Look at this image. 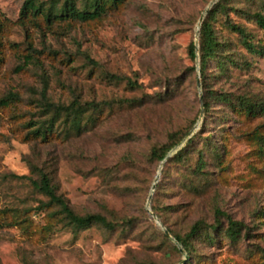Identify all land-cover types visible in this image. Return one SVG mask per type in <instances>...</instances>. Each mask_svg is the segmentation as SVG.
I'll use <instances>...</instances> for the list:
<instances>
[{
  "label": "rangeland",
  "instance_id": "1",
  "mask_svg": "<svg viewBox=\"0 0 264 264\" xmlns=\"http://www.w3.org/2000/svg\"><path fill=\"white\" fill-rule=\"evenodd\" d=\"M211 1L124 0L95 21L48 25L42 16L21 22L24 0H0V100L7 102L0 104V264H187L188 254L162 237L147 201L160 166L149 159L150 149L164 144L170 133L187 132L186 139L191 131L190 137L199 133L215 141L225 170L206 155L212 182L197 194L182 181L185 170L168 167L166 178L160 172L150 210L156 206L160 223L182 235L198 220L213 223L218 208L243 222L249 233L243 230L235 245L197 243L201 261L264 264L258 253L264 250V172L252 141L243 136L264 118L220 120L217 104L207 118L200 107L203 88L187 55ZM255 3L232 4L253 11ZM50 5L51 0L37 2L43 16ZM61 5L60 0L54 11ZM230 18L264 42V32L252 21ZM217 28L237 57L252 65L210 78V87L216 93L264 97V57H250L233 34ZM42 94L55 105L99 103L101 111L80 134L66 137L58 126L42 142L28 125L48 116L41 108ZM194 146L202 147L200 138ZM190 156L192 164L196 155ZM31 166L49 175L76 214L97 213L133 225L112 232L97 225L74 231L53 219L57 212L38 210L45 199L20 178H37Z\"/></svg>",
  "mask_w": 264,
  "mask_h": 264
},
{
  "label": "trees",
  "instance_id": "2",
  "mask_svg": "<svg viewBox=\"0 0 264 264\" xmlns=\"http://www.w3.org/2000/svg\"><path fill=\"white\" fill-rule=\"evenodd\" d=\"M60 0H51L50 9L47 10L45 16L37 6L38 0H24L19 13L21 22L29 20V16H42L48 25L56 21H74L85 23L100 19L110 6H117L124 0H61V7L54 11L56 4ZM233 1L240 0H218L207 12L201 22L198 35V51H199V76L200 84L203 88V106L205 116H211L212 104L221 107L219 119H234L239 122L254 120L256 118H264V97L250 94H235L228 92L216 93L208 82L210 78H220L226 76L233 68L248 69L252 65V61L241 60L232 48L231 42L219 37L217 25H221L227 32L236 37V43L241 46L250 57H264V42L260 39L256 40L245 27L239 23H235L230 18V14L239 15L252 21L261 31L264 32V0H245L249 3L257 1L254 4L253 11L251 9L237 7ZM187 55L193 63L192 70H195V46L190 42L187 46ZM28 60L24 63L26 64ZM89 65H95L89 61ZM134 86L136 85L133 82ZM41 108L47 118L42 122L28 124L31 126V134L35 139L42 142H48L54 134L58 126L62 127L66 137L69 135H78L88 125L96 119L95 115L101 111L102 105L94 102H80L74 100L67 106L55 105L49 102L45 94L41 95ZM6 100H0V104H6ZM186 133L179 132L170 133L167 141L162 145H155L150 149L149 159L155 162H161L165 155L174 147L179 145L186 137ZM243 136L254 145L253 152L260 157L261 168L264 170V121L259 123L251 131L243 133ZM200 138L201 148H195L194 140ZM223 140L217 141L219 145H223ZM196 155L194 162L191 164L190 155ZM206 155L215 163L220 170L224 171L222 153L215 145V141H211V137L202 138L199 133L190 137L185 145L172 157H170L163 166L161 177L166 175L167 168L170 166L179 167L178 170H185L186 174H182V181L187 188L194 193L204 192L211 185L212 174L206 170ZM261 172H264V171ZM31 174H36L37 178L31 176H20L27 179L32 189L39 193L45 201L40 202L37 209H52V218L64 222L74 231H81L97 225L108 232L115 231L117 228H130L133 225L132 220L125 219L123 222L116 219H108L101 214L88 213L84 215L76 214L69 206L67 200L58 194L56 186L51 182V178L41 169L31 166ZM166 178V176H164ZM159 183L155 186V192L159 190ZM153 213L159 217L158 208L151 206ZM165 209H170L165 207ZM214 221L209 224L203 220H198L189 228V230L180 235L167 229L173 238L182 246L183 250L191 259L187 264H206L201 261V256L197 255L196 244L202 243L207 246L217 245L222 242H229L231 245L239 242L242 231L248 229L243 222L233 220L229 215L223 213L218 208L214 209ZM60 215L61 218H58ZM221 218L225 219L226 225L221 222ZM167 240L165 235H162ZM174 249H176L174 247ZM176 251H178L176 249ZM260 258L264 259V250H259ZM152 264V263H147Z\"/></svg>",
  "mask_w": 264,
  "mask_h": 264
},
{
  "label": "water",
  "instance_id": "3",
  "mask_svg": "<svg viewBox=\"0 0 264 264\" xmlns=\"http://www.w3.org/2000/svg\"><path fill=\"white\" fill-rule=\"evenodd\" d=\"M218 0H212L208 6L204 9L203 13L200 15V18L198 20V24H197V30L195 33V41H194V46H195V70L197 72V86L200 88L201 84H200V76H199V51H198V35H199V29H200V25L201 22L203 21L205 15L207 14V12L210 10V8L217 2ZM200 107H203V99L202 96L200 95ZM200 114H202V109ZM193 131H191L188 135V137L186 139H184L179 145H177L176 147H174L173 149H171L163 158V160L160 162V166L158 169V173L157 176L155 177V181L153 182L152 186H151V192L147 201V211L150 214V216L153 218V220L157 223V225L162 229L163 233L165 236H167L169 239H171L173 241V243L177 246L178 250L182 253L185 254L182 246L170 235V233L168 232V230L160 223L159 219L157 218V216L150 210L149 208V203L151 200V196L154 192L156 183L158 181L162 166L164 165V163L170 158L172 157L174 154H176L183 146L184 143L187 142V140L190 138V136L192 135Z\"/></svg>",
  "mask_w": 264,
  "mask_h": 264
}]
</instances>
